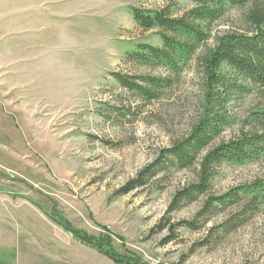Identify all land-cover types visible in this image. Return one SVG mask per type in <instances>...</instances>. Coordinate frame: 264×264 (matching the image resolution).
Listing matches in <instances>:
<instances>
[{"label": "rangeland", "instance_id": "374dc122", "mask_svg": "<svg viewBox=\"0 0 264 264\" xmlns=\"http://www.w3.org/2000/svg\"><path fill=\"white\" fill-rule=\"evenodd\" d=\"M192 6L188 0H0V248H29L24 257L35 264H115L57 226L48 217L56 207L75 229L109 235L119 254L147 264H264V207L240 226L234 221L244 217V204L208 211L209 203L263 175L264 159L218 165L210 190L171 213L175 196L197 183V164L116 195L189 135L204 105L194 68L152 103L119 86L114 74L137 81L168 76L127 63L124 55L135 45L161 46L159 31L140 29L131 9L169 7L180 15ZM246 28L242 11L230 10L217 31ZM263 106L258 88L232 100L224 110L229 125L208 150L259 130L252 118Z\"/></svg>", "mask_w": 264, "mask_h": 264}, {"label": "trees", "instance_id": "16d2710c", "mask_svg": "<svg viewBox=\"0 0 264 264\" xmlns=\"http://www.w3.org/2000/svg\"><path fill=\"white\" fill-rule=\"evenodd\" d=\"M188 1L193 6L180 15L174 14L169 7L152 11L131 9L140 29L159 31L161 46L137 44L133 50L125 53L127 63L152 70H164L168 73L166 78L140 76L137 81L127 75L114 74L122 89L144 103L159 101L161 94L172 89L179 77L191 68L203 80L204 105L195 128L170 150L161 151L159 159L146 168L141 179L132 181L126 188L116 192L119 196L127 195L171 168L184 170L197 164V183L190 184L175 196L169 213L178 211L198 196L205 195L210 190L213 171L218 165L227 163L240 166L264 159V106L252 118L259 130L208 150L222 134L224 127L229 125V118L224 110L230 102L250 95L256 88L264 91V0ZM230 10H241L248 28L220 35L217 27ZM211 41L213 44L209 45ZM204 149L208 152L197 162V157ZM241 204L245 205L242 214L245 218L237 217L234 221L239 226L256 216L264 207V174L252 183L216 199L215 203H209L208 211L213 213L221 207ZM52 211L48 217L57 226L115 264H147L134 256L119 254L113 248L111 236H88L61 217L56 207ZM180 225L191 227L188 222ZM227 225L231 223L224 225L223 231Z\"/></svg>", "mask_w": 264, "mask_h": 264}, {"label": "crops", "instance_id": "0c3cea01", "mask_svg": "<svg viewBox=\"0 0 264 264\" xmlns=\"http://www.w3.org/2000/svg\"><path fill=\"white\" fill-rule=\"evenodd\" d=\"M29 248L24 247H3L0 248V264H30L29 258H25ZM7 255H12L11 259ZM35 264V263H32ZM37 264H60L55 262L37 263Z\"/></svg>", "mask_w": 264, "mask_h": 264}]
</instances>
